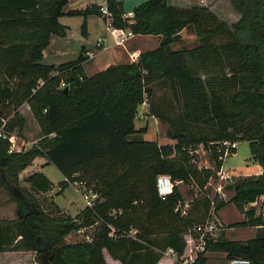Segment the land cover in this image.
<instances>
[{
  "label": "trees",
  "instance_id": "1",
  "mask_svg": "<svg viewBox=\"0 0 264 264\" xmlns=\"http://www.w3.org/2000/svg\"><path fill=\"white\" fill-rule=\"evenodd\" d=\"M174 1L145 0L125 19L124 1L105 0L115 27L159 40L154 48L140 51L137 61L110 64L87 75L82 50L57 65L42 62L43 50L51 36H65L62 15L102 17L100 5L67 10L68 0H0V128L21 129L24 117L18 108L26 103L47 136L43 153L35 148L14 153L0 135V184L18 212L16 220H0V252L33 251L39 264H107L105 250L120 264H156L168 250L176 257L182 254L184 234L204 219L212 200L214 212L232 202L244 214L233 226L257 230L246 240H230L221 232L208 242L206 252L264 264V217L247 207L264 197V0H229L237 14L230 23L209 6ZM186 28H193L197 44L173 49ZM218 36L224 37L222 42ZM153 83L170 90L176 117L153 105ZM144 101L151 116L168 123L173 143L140 136L147 127H136L135 119ZM243 140L262 171L226 184L225 191L232 192L228 201L210 198L203 189L221 164L224 142ZM199 146L213 169L198 165ZM41 155L62 174L59 188L85 181L97 194L76 219L48 215L31 192L18 186L19 173ZM158 174L200 193L185 214L177 208L182 203L177 185L165 199L158 196ZM25 181L39 192L52 187L38 171ZM79 229L90 241L83 235L64 240ZM206 262L204 253L195 264Z\"/></svg>",
  "mask_w": 264,
  "mask_h": 264
},
{
  "label": "rangeland",
  "instance_id": "2",
  "mask_svg": "<svg viewBox=\"0 0 264 264\" xmlns=\"http://www.w3.org/2000/svg\"><path fill=\"white\" fill-rule=\"evenodd\" d=\"M143 1L145 0L124 1V8L125 10H132L134 6ZM174 3L185 6L191 4L209 6L228 23L236 20L237 17V14L231 9L232 7L229 4V0H175ZM86 18H83V16L80 15H62V17L59 18V21L66 26V34L63 37L57 38L60 39L59 41H61L63 44L62 48H64L62 52V54H64L62 56V63L68 60L75 59L80 52L79 46H81V44L83 43L86 44L85 47L81 48L83 54L85 55V60L83 61V63L85 65L86 72L92 73L95 70H100L102 68L100 67V65L102 64V59L105 56L108 57L109 55H115L116 52H121V49L119 48L121 45L115 44L114 38L111 35L106 34L104 23L103 21H101L97 14H89L86 16ZM83 21H85V26L82 29L81 25ZM157 37V35L134 36L130 40V42L133 43L132 45H130V47L139 48L141 49V51L152 49L158 43L159 38ZM98 38L104 39L106 45L105 49H103V44H100L99 46L96 45L95 42ZM223 39V36H218L216 38L218 42H222ZM196 44V35L193 28H186L180 32L179 36L172 43L171 47L173 49L190 48L195 46ZM88 45H90V47ZM89 52L93 53V55L90 56ZM127 61H131L129 59V56L128 59H126V62ZM91 63H93L92 66H90ZM151 88L153 93L151 99L153 101V105L157 107L159 104L162 105L165 112L169 116L176 117L178 111L175 103L172 100L170 90L165 85L160 83H153L151 85ZM148 111L149 110L146 101L138 106L135 125L136 127H147L146 133L141 134L140 136L146 140L156 141L157 144L168 142V123L166 121L159 120L157 117L154 118L149 114ZM21 113L24 116V125L21 129L16 128V130L13 131V133L17 136V150H14L13 152L16 153L35 148L43 153L45 149L44 142L45 139H47V136L45 137L41 133L36 120L28 112V110H26V108L21 109ZM196 155L198 159L197 163L200 167L213 169L211 162L208 160L207 152L202 148V146H199ZM42 156L43 155H41V157ZM38 163L30 164L28 167H26L27 169L25 172L23 170L21 171L22 176H18V185L24 191L31 192L36 197L43 211L48 215L56 219H63L65 217L76 219L77 214L85 206H87V202L89 200H94L97 197L95 191L91 189V187L88 186L85 181H82V183H80V181L70 182L67 185H64L63 188H59L58 182L63 179V176L57 170V168L51 163L37 167ZM225 166L231 175V181L245 176L246 174H248L249 170H252L250 169L252 167V163L250 144L248 141L243 140L237 142L236 151L231 157L226 160ZM32 171H41L43 174H45L52 183V187L46 192H39L36 191L33 187L29 186V184L25 183L23 181L25 178V174H30V172L32 173ZM174 184L177 185L181 193L182 204L183 202H188L190 208L192 204V198H194V196H200V193L197 194V190L192 187L190 188V186L187 184H183L180 182ZM217 184L218 181L215 174L214 176L209 178V181L205 185L203 191H205L210 198H213L215 195V188L217 187ZM231 195L232 192L226 191L224 201H228ZM0 197L1 199L3 197L7 198L5 190L1 187ZM253 202L255 203L254 206H251V204L249 203L247 204V207H254L256 214L260 213L264 217L262 196L257 197ZM208 212L209 210L207 211L205 217L208 215ZM212 218L217 225V230L213 239L217 238L219 236V233L221 232L230 240H246L247 238H251V236L253 235L254 230L251 229L252 226H233L234 223L244 220L245 216L241 211L237 210L232 202L227 203L220 211L214 212ZM91 229L92 228H89V230ZM81 239H83L81 233L72 231L65 237L64 240L75 241ZM104 257H106L105 259H107V261L110 260L106 252H104ZM206 257V264H221L222 260L226 259L225 253H218L216 251H207ZM171 258V255H163V264H170ZM33 259L37 262L36 264H39L36 257H34ZM109 263L119 264L118 262L113 260L111 262L109 261Z\"/></svg>",
  "mask_w": 264,
  "mask_h": 264
},
{
  "label": "built area",
  "instance_id": "3",
  "mask_svg": "<svg viewBox=\"0 0 264 264\" xmlns=\"http://www.w3.org/2000/svg\"><path fill=\"white\" fill-rule=\"evenodd\" d=\"M127 1V0H121ZM100 12L102 15V20L104 23V28L106 34L111 35L114 38V42L117 45L123 46L127 39L133 36L132 31L129 28H118L111 23V14L109 13L105 2L100 5ZM133 15L132 10H125L122 13V17L125 19L131 18ZM96 45L103 44L106 48L105 42L103 39H99L96 42ZM89 55L92 56L93 53L89 52ZM139 53L132 52L130 53L131 61L138 60ZM0 135L3 139H7L9 142V151L13 152L16 149L17 136L13 132H6L0 128ZM236 142L228 143L224 142L225 148L220 156L221 164L218 169H216V179L218 181L217 187L215 188V195L218 198H225L226 191L224 186L231 182V175L228 172V169L225 166L226 160L232 154V149L236 148ZM233 155V154H232ZM82 183V182H80ZM156 192L161 199H165L168 195L173 192L174 182L171 180L168 174H158L155 179ZM87 198V197H86ZM263 202H264V197ZM94 203V200H89L87 202L88 206H91ZM251 206H254V202H250ZM177 208L181 209V213L185 214L186 210L189 208L188 202L178 203ZM208 215L200 222L195 223L192 228L185 235V248L179 256L174 255V259L177 264H195L200 255L206 253L207 245L210 240L214 238V235L217 230V225L214 222L212 216L214 215V201H210ZM84 229H79L77 232L83 235ZM133 232V231H132ZM83 238L87 241H90L89 235H83ZM171 251V250H170ZM172 252V251H171ZM221 264H250V260L245 257H232L223 259Z\"/></svg>",
  "mask_w": 264,
  "mask_h": 264
},
{
  "label": "crops",
  "instance_id": "4",
  "mask_svg": "<svg viewBox=\"0 0 264 264\" xmlns=\"http://www.w3.org/2000/svg\"><path fill=\"white\" fill-rule=\"evenodd\" d=\"M104 2H105V0H68V4L66 6V9L67 10L83 9L89 4L101 5ZM99 18L101 19V21H103L101 16H99ZM86 21H87V18H86ZM137 35H139V34H133L132 37L127 39V41L125 42V44L123 46L119 47L121 49V52H119V53L116 52L115 55H109L108 57L105 56L102 59L103 62L100 65V67H102V68L100 70H95L92 73H87L86 70H85V65L83 63L82 65H83L85 73L87 75H92V74H94V73H96L98 71L103 70L104 68H106L110 64L128 63L129 61L126 62V59H128V56H129V59L131 60L130 53H132V52L139 53L141 51V49H139V48H136V47H132L131 48L130 47V45L133 44V43L130 42V40L134 36H137ZM157 38H159V36ZM99 39H101V38H98L97 40H99ZM59 40L60 39L57 38V36H51L49 45L47 46V48L45 50H43L42 62H44L46 64H59V63H62V61H63L62 56L64 55V54H62V52H63L64 48H62L63 44ZM85 46H86V44H84V43L81 44V46H79L80 50H81L82 47H85ZM88 46L90 47V45H88ZM92 65H93V63L90 64V66H92ZM24 108H26V110H28V112L31 114V112L29 110V107H28V105L26 103H23L18 108V111L21 113V109H24ZM168 140L169 141L165 142V143H173L172 139L168 138ZM151 141H153V140H151ZM160 144H164V143H160ZM32 163H34V164L38 163L37 167L49 164L47 159H45V157H43V156L42 157L41 156H36L30 164H32ZM251 163H252V167L250 169H252V170H249L248 174H246V175L259 174L262 171V167L258 163L254 162L252 159H251ZM28 166H26V167H28ZM26 169L27 168H24L23 171L25 172ZM34 172H36V171H34ZM38 172H41V171H38ZM20 173H19V175L22 176V173L21 174ZM32 173H33V171H32ZM30 174H31V172H30ZM27 175H29V173ZM27 175L25 174V177ZM23 181L25 183L29 184L28 182L25 181V178H24ZM18 183H19V179H18ZM29 186H30V184H29ZM0 187L5 190L6 195H7V198L3 197L1 199V197H0V220H3V221L16 220L18 218L17 205H16L17 203H16L15 200H13L10 197L9 192L5 189V187L2 184H0ZM251 229L254 230L253 235L251 236V237H253L255 235V233H256L257 228L255 226H252ZM185 235H186V233L184 234V238H185ZM104 252H106V251L103 250V255H104ZM167 254L172 256V258L170 259V264H174V262H175L174 254L170 250H168L163 255H167ZM107 255H108V253H107ZM34 257H35V253L33 251H4V252H0V264H36L37 262L33 259ZM108 257L110 259L109 261L111 262L113 259L109 255H108ZM104 258H106V257H104ZM162 259H163V256L158 260V262L156 264H163V260ZM105 260H106L107 264H110L109 261H107V259H105ZM113 261L118 262L117 260H113Z\"/></svg>",
  "mask_w": 264,
  "mask_h": 264
},
{
  "label": "water",
  "instance_id": "5",
  "mask_svg": "<svg viewBox=\"0 0 264 264\" xmlns=\"http://www.w3.org/2000/svg\"><path fill=\"white\" fill-rule=\"evenodd\" d=\"M64 89L66 90L67 89V86Z\"/></svg>",
  "mask_w": 264,
  "mask_h": 264
}]
</instances>
